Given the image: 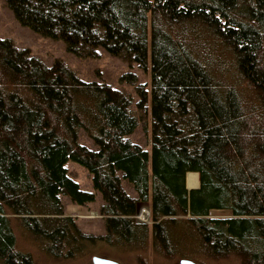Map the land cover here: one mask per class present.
<instances>
[{
  "label": "trees",
  "instance_id": "1",
  "mask_svg": "<svg viewBox=\"0 0 264 264\" xmlns=\"http://www.w3.org/2000/svg\"><path fill=\"white\" fill-rule=\"evenodd\" d=\"M5 1L20 25L77 57L103 48L145 69L149 52L151 149L127 138L137 120L120 91L0 38V264H33L13 223L53 260L101 243L137 264L146 253L264 264V0ZM120 80L144 109L136 75ZM78 129L95 150L77 142ZM69 159L101 194L103 235L64 215L61 195L78 206L95 199L69 175ZM139 203L150 224L136 221Z\"/></svg>",
  "mask_w": 264,
  "mask_h": 264
},
{
  "label": "rangeland",
  "instance_id": "2",
  "mask_svg": "<svg viewBox=\"0 0 264 264\" xmlns=\"http://www.w3.org/2000/svg\"><path fill=\"white\" fill-rule=\"evenodd\" d=\"M0 38L10 39L18 48L27 49L31 56L39 59L46 66H51L55 61H61L66 64L79 79L86 82L95 81L98 83H106L120 91L128 99L131 115L137 120L135 129L132 133L127 135V138L150 154L151 73L149 52L147 54L145 69L138 67L135 63L129 64L118 57L112 56L103 48H98V57H77L66 50L63 41L42 36L33 32L28 27L20 25L14 18L5 0H0ZM125 72L134 73L137 77V82L144 85L147 92V102L144 109H139L137 107L139 95L135 92L134 86L120 80V76ZM77 142L89 149L95 150L97 148L83 129L77 130ZM65 168L74 181L77 182L80 189L92 192L95 199L87 205L78 206L72 204L66 196L61 195L60 198L64 207V215L73 217L76 220L77 226L83 233L103 235L105 233L104 220L99 214V206L103 203L101 194L93 187L91 177L82 165L69 159L65 163ZM118 175L121 177L120 172H118ZM121 185L128 195L135 197L133 188L123 178H121ZM192 189H194V187ZM192 189L188 190L186 188L188 192ZM140 207H147L149 214L148 204L139 203L136 215H138V208ZM227 214L228 212L225 211L211 213L213 216H225ZM137 220L140 221L138 216ZM144 223L150 224V216ZM13 227L17 238L16 248L22 252L29 253L32 257L33 264H92L90 262V257L92 256L111 259L119 264H137L133 255H120L114 248L101 243L97 245H86L79 252L76 251L73 258L53 260L47 258L44 254L46 252L42 250L40 242L39 245L41 246H38L36 242L25 239L16 223H13ZM144 257L146 258V264H178L180 260L165 262L159 258H154L150 253L144 254Z\"/></svg>",
  "mask_w": 264,
  "mask_h": 264
},
{
  "label": "water",
  "instance_id": "3",
  "mask_svg": "<svg viewBox=\"0 0 264 264\" xmlns=\"http://www.w3.org/2000/svg\"><path fill=\"white\" fill-rule=\"evenodd\" d=\"M198 185H199V182H198ZM198 185H197V187H194V189L198 188ZM138 223H140V222H138ZM91 263L92 264H119L118 262H116L114 260L99 257V256H92L91 257ZM178 264H196V263L190 259H180Z\"/></svg>",
  "mask_w": 264,
  "mask_h": 264
},
{
  "label": "bare ground",
  "instance_id": "4",
  "mask_svg": "<svg viewBox=\"0 0 264 264\" xmlns=\"http://www.w3.org/2000/svg\"><path fill=\"white\" fill-rule=\"evenodd\" d=\"M147 211V212H146ZM146 211H139L138 210V219L142 222V223H144V222H146L147 221V219H148V217H149V214H148V210H146ZM148 214V215H147Z\"/></svg>",
  "mask_w": 264,
  "mask_h": 264
},
{
  "label": "built area",
  "instance_id": "5",
  "mask_svg": "<svg viewBox=\"0 0 264 264\" xmlns=\"http://www.w3.org/2000/svg\"><path fill=\"white\" fill-rule=\"evenodd\" d=\"M135 219L137 220V215H135ZM138 221V220H137ZM138 222H140V221H138Z\"/></svg>",
  "mask_w": 264,
  "mask_h": 264
}]
</instances>
